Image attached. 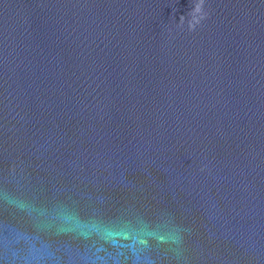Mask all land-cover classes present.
I'll return each instance as SVG.
<instances>
[{"label": "water", "instance_id": "95a60500", "mask_svg": "<svg viewBox=\"0 0 264 264\" xmlns=\"http://www.w3.org/2000/svg\"><path fill=\"white\" fill-rule=\"evenodd\" d=\"M0 264H264V0H0Z\"/></svg>", "mask_w": 264, "mask_h": 264}]
</instances>
